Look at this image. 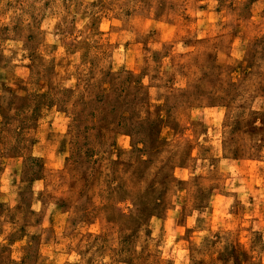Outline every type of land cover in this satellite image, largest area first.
Segmentation results:
<instances>
[{
	"label": "rangeland",
	"instance_id": "1",
	"mask_svg": "<svg viewBox=\"0 0 264 264\" xmlns=\"http://www.w3.org/2000/svg\"><path fill=\"white\" fill-rule=\"evenodd\" d=\"M0 264H264V0H0Z\"/></svg>",
	"mask_w": 264,
	"mask_h": 264
}]
</instances>
